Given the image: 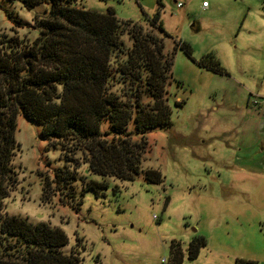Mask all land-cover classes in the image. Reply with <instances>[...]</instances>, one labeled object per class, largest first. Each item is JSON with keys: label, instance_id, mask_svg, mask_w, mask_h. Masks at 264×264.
<instances>
[{"label": "rangeland", "instance_id": "374dc122", "mask_svg": "<svg viewBox=\"0 0 264 264\" xmlns=\"http://www.w3.org/2000/svg\"><path fill=\"white\" fill-rule=\"evenodd\" d=\"M157 1L70 0L160 37L147 24L158 12L164 53L172 54L164 94L171 124L142 136L141 172L134 181L111 178L98 196L85 190L75 211L60 204L51 183L63 167L59 148L17 115L16 183L2 202L3 214L59 228L67 238L61 252L74 251L80 264H171L175 249L182 254L179 264H264V0ZM48 10V3L27 9L17 0H0V39L17 35L31 43ZM121 40L130 47L127 35ZM201 58L218 70L198 67ZM110 89L120 94L117 83ZM141 103L148 108L152 101L144 97ZM100 129L108 130V122ZM144 169L159 171L163 181L147 182ZM77 172L100 181L86 164ZM73 188L81 190L77 183ZM194 237L205 244L188 259Z\"/></svg>", "mask_w": 264, "mask_h": 264}, {"label": "trees", "instance_id": "16d2710c", "mask_svg": "<svg viewBox=\"0 0 264 264\" xmlns=\"http://www.w3.org/2000/svg\"><path fill=\"white\" fill-rule=\"evenodd\" d=\"M17 1L27 9L48 3L49 10L37 19L38 35L31 43L17 35L0 39V264H80L74 251L61 252L67 238L59 228L3 214L2 202L16 183L11 166L17 148L16 116L38 125L50 147L59 148L63 167L54 172L51 183L60 204L77 211L85 190L98 196L111 178L134 181L141 172L138 154L146 146L142 136L170 126L171 110L164 94L172 54L164 53L158 12L147 24L160 37L136 22L118 21L112 12L73 7L70 0ZM123 34L129 38V48L122 43ZM177 46L191 57L186 45ZM195 63L218 70L209 58ZM116 83L119 95L110 89ZM144 97L152 101L148 108L141 103ZM102 121L108 122V130L101 131ZM134 136L141 139L133 140ZM80 164H86L87 172L100 181L78 174ZM142 172L147 182L163 181L157 170ZM204 244L202 237H194L187 246L188 259L196 258ZM181 257L180 249L173 250L171 264H179Z\"/></svg>", "mask_w": 264, "mask_h": 264}, {"label": "built area", "instance_id": "2783aa9c", "mask_svg": "<svg viewBox=\"0 0 264 264\" xmlns=\"http://www.w3.org/2000/svg\"><path fill=\"white\" fill-rule=\"evenodd\" d=\"M177 6L179 7L180 5H179V4H177Z\"/></svg>", "mask_w": 264, "mask_h": 264}]
</instances>
